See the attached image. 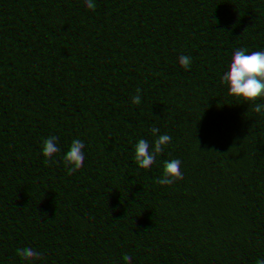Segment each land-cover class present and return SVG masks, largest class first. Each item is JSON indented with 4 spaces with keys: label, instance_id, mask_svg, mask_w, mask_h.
Segmentation results:
<instances>
[{
    "label": "trees",
    "instance_id": "obj_1",
    "mask_svg": "<svg viewBox=\"0 0 264 264\" xmlns=\"http://www.w3.org/2000/svg\"><path fill=\"white\" fill-rule=\"evenodd\" d=\"M2 3L0 63L18 46L53 51L38 115L20 117L0 85V224L30 232L9 264H264V56L241 54L239 72L224 59L233 36L264 41V0L229 15L205 0ZM105 83L121 103L99 156L56 123L69 87L96 110ZM145 97L173 124L165 162L144 159L151 121L131 142L123 131ZM202 174L236 196L219 226L192 219Z\"/></svg>",
    "mask_w": 264,
    "mask_h": 264
},
{
    "label": "clouds",
    "instance_id": "obj_2",
    "mask_svg": "<svg viewBox=\"0 0 264 264\" xmlns=\"http://www.w3.org/2000/svg\"><path fill=\"white\" fill-rule=\"evenodd\" d=\"M210 12L221 15L235 14L241 8V0H205ZM9 12L0 0V23H6ZM0 43V48H3ZM241 54L252 58L264 56V41H249L242 36H233L224 59L232 65V70H242ZM50 48L43 50H26L22 46L8 55L0 63V85L11 99L12 110L20 117L36 116L40 113V100L32 94L40 91V86L47 85L51 79ZM120 93L113 83H105L101 90L100 107L90 110L87 101L79 95L76 87H69L63 93L62 107L58 110L56 129L61 133L60 139L77 138L91 154L104 156L107 151L106 139L109 138L118 122L120 113ZM163 113V109H160ZM127 123L123 126L129 142L141 131L145 123L153 137L155 148L144 149L146 162H165L175 156L173 144L169 142L173 124L163 114L152 118V101L150 98L136 99L134 107L126 112ZM86 120V122H85ZM189 199L193 212L192 219L197 223L208 222L221 225L224 215L219 210L221 200L234 201V193L218 187L217 181L210 174L197 177L196 184L190 189ZM30 238V232L13 231L8 225L0 224V264H9L2 253L19 248ZM219 242V237H217Z\"/></svg>",
    "mask_w": 264,
    "mask_h": 264
}]
</instances>
